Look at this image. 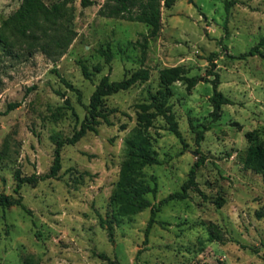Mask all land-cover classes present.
Segmentation results:
<instances>
[{
	"label": "rangeland",
	"instance_id": "rangeland-1",
	"mask_svg": "<svg viewBox=\"0 0 264 264\" xmlns=\"http://www.w3.org/2000/svg\"><path fill=\"white\" fill-rule=\"evenodd\" d=\"M21 1L0 0V31ZM42 1H66L57 27L74 38L62 51L31 48L19 38L8 54L0 43V194L17 197V170L22 177L49 172L55 139L79 127L101 77L119 81L143 67L150 78L105 99L107 108L118 110L112 125L101 124L97 133L63 147L56 178L23 185L24 209L0 207V264H264V179L243 163L245 133L254 131L264 142V51L246 56L264 37V0H234L228 11L230 0H176L162 9L160 31L144 54L136 42L148 27L100 16L105 0L89 7L81 0ZM107 48L110 65L100 54ZM96 64L101 71L86 79L81 67L92 72ZM175 66L198 81L189 91L183 82L171 86L169 104L182 141L162 118L148 131L159 162L143 170L156 189L148 199L155 206L179 192L196 161L204 164L196 169L198 191L162 205L146 232L150 208L114 220L109 197L125 157L124 139L135 125V105L158 89L160 70ZM216 76L218 91L232 104L214 121ZM13 104L19 106L9 111ZM218 196L225 200L221 208L213 203ZM100 218L113 221L111 238ZM212 226L219 239L209 241Z\"/></svg>",
	"mask_w": 264,
	"mask_h": 264
},
{
	"label": "trees",
	"instance_id": "trees-1",
	"mask_svg": "<svg viewBox=\"0 0 264 264\" xmlns=\"http://www.w3.org/2000/svg\"><path fill=\"white\" fill-rule=\"evenodd\" d=\"M176 0H105L99 9V15L107 19H119L128 22L141 23L148 27L149 32L142 35V42H136V45L144 54L148 41L155 38L161 28L162 9H170ZM234 0L226 2L225 9L229 10ZM83 7L93 5L92 0H81ZM67 14L66 1L53 3L50 6L44 4L42 0H22L18 9L4 21L0 31V43L4 45L7 53L13 47L16 40L22 38L29 42V47L40 46L42 51L49 50H66L71 44L74 34L67 30L59 33L57 27L58 21ZM40 38L45 39L44 43H38ZM38 43V44H37ZM264 51V37L260 39L257 45L249 50L246 56H254ZM104 57L105 64L110 65L112 55L110 49L100 50ZM102 69L100 64L93 67L92 72L88 71L85 66L81 67L82 74L86 79H90L94 73H99ZM56 72V69H53ZM150 78V71L146 68H139L129 76L119 81H110L108 76H103L96 85L90 96L89 103L85 106L86 114L79 127L75 128L72 134L63 139H55V149L53 162L49 172L44 176L32 175L22 177L17 170L14 173L16 181L15 194L17 197L0 194V207L7 209L10 207H20L24 209L22 196L19 191L23 185H36L39 181L56 178L61 170V150L65 146H74L88 133H97L101 124L111 126L110 116L117 113L116 108H107L105 99L123 91H127L139 83H145ZM159 86L154 94H150L147 101L135 105V125L124 139L125 157L120 164L118 179L114 189L109 197V206L113 210L114 220L134 216L148 208L151 209V217L146 232L152 226L157 212L160 207L173 200H185L188 198L189 191H198L196 182V169L204 164V159H198L195 165L190 169L187 180L182 184L180 191L170 194L158 205H153L148 199V195H154L156 189L151 186L144 178L143 170L147 167L157 165V153L153 149L149 129L153 126L157 118H162L168 125V130L180 141L181 133L178 129V123L174 112L172 111L169 100L172 97L171 86L176 82H183L186 89L191 90L198 81L196 77H188L186 70L181 66L164 68L159 71ZM61 81L70 89L72 86L63 78ZM218 78L212 81L213 93L211 103L213 111L211 116L214 121L219 117L220 110L225 105L232 104V101L218 91ZM78 95V101L81 95ZM68 109L69 101L65 100ZM19 104L9 106V111L18 107ZM124 129V126H122ZM203 138V133L197 134V142ZM245 138L249 143L245 151L244 167L260 175L264 179V142L258 141L254 131L245 133ZM214 205L221 208L225 200L222 197H216ZM101 226L105 227L110 238L112 237L113 221L99 219ZM210 240L219 239L217 228L212 226L209 232ZM24 264H34L31 259H27Z\"/></svg>",
	"mask_w": 264,
	"mask_h": 264
}]
</instances>
